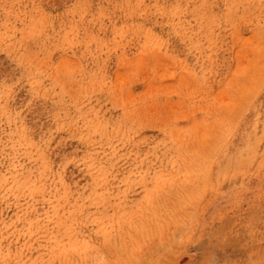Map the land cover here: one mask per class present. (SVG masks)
<instances>
[{
  "label": "rangeland",
  "instance_id": "1",
  "mask_svg": "<svg viewBox=\"0 0 264 264\" xmlns=\"http://www.w3.org/2000/svg\"><path fill=\"white\" fill-rule=\"evenodd\" d=\"M0 264H264V0H0Z\"/></svg>",
  "mask_w": 264,
  "mask_h": 264
}]
</instances>
